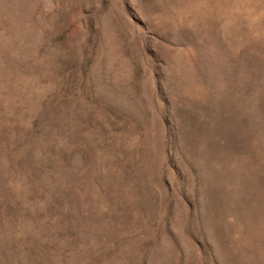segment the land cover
Masks as SVG:
<instances>
[{"label": "rangeland", "instance_id": "rangeland-1", "mask_svg": "<svg viewBox=\"0 0 264 264\" xmlns=\"http://www.w3.org/2000/svg\"><path fill=\"white\" fill-rule=\"evenodd\" d=\"M0 264H264V0H0Z\"/></svg>", "mask_w": 264, "mask_h": 264}]
</instances>
